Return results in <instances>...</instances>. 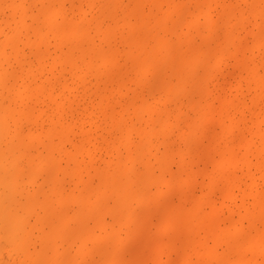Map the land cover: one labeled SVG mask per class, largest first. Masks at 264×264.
<instances>
[{"label":"bare ground","instance_id":"1","mask_svg":"<svg viewBox=\"0 0 264 264\" xmlns=\"http://www.w3.org/2000/svg\"><path fill=\"white\" fill-rule=\"evenodd\" d=\"M149 263L264 264V0H0V264Z\"/></svg>","mask_w":264,"mask_h":264},{"label":"rangeland","instance_id":"2","mask_svg":"<svg viewBox=\"0 0 264 264\" xmlns=\"http://www.w3.org/2000/svg\"><path fill=\"white\" fill-rule=\"evenodd\" d=\"M156 222H157L156 220L152 221L150 229L148 230V232L142 238L143 240L144 239L148 240L151 243V245H148V247L146 246L141 251V254H142L143 258L155 257L154 256V247H153V245L157 244L159 242L160 238L165 236L163 233L154 234V229H155ZM149 264H151V263H149Z\"/></svg>","mask_w":264,"mask_h":264}]
</instances>
